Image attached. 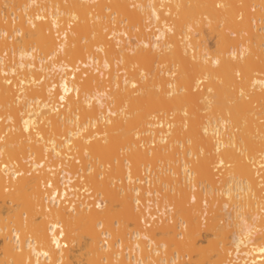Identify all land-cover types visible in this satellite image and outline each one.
<instances>
[{"label": "bare ground", "instance_id": "obj_1", "mask_svg": "<svg viewBox=\"0 0 264 264\" xmlns=\"http://www.w3.org/2000/svg\"><path fill=\"white\" fill-rule=\"evenodd\" d=\"M3 5L20 21L0 16V31L10 33L0 39V264H67L82 249L84 264H264V0H0V11ZM81 64L87 69L77 72ZM121 150L132 166L113 165ZM158 159L171 172L183 169L176 178L159 167L166 186L175 181L185 193L176 205L181 241L166 220L150 226L139 206L151 190L135 184L143 179L137 167L148 172ZM216 166L225 170L218 189L226 198L219 220L204 223L186 189L198 176L212 193ZM102 167L127 182L103 179ZM76 176L105 199L85 200ZM154 199L142 198L146 208ZM166 200L162 210H171ZM224 227L230 235L222 246L198 245ZM152 243L174 245L189 260L163 257Z\"/></svg>", "mask_w": 264, "mask_h": 264}, {"label": "rangeland", "instance_id": "obj_2", "mask_svg": "<svg viewBox=\"0 0 264 264\" xmlns=\"http://www.w3.org/2000/svg\"><path fill=\"white\" fill-rule=\"evenodd\" d=\"M6 8V6L5 5H3L2 6V8H1V11H0V16H2V17H5L4 19L5 20H7V19H13V22H16V23H18L19 21H20V18L17 16V13L19 12L18 10H17V12H16V14H12V10L11 9H9L8 8V11L5 9ZM11 10V11H10ZM35 12H38V11H35ZM40 13H42V11H40ZM47 16H49V15H47ZM27 18V17H26ZM28 26V23H26V24H24V27H27ZM55 29V28H54ZM58 30L60 29V28H57ZM58 30L55 32V35L57 36V40L58 41H61L62 39H63V37L60 35L61 33H60V31H61V29L59 30V33H58ZM67 33H69V32H67ZM195 33H196V31H195ZM25 34L26 33H24L23 31L21 32V33H18V32H14V33H11V37H8L7 38V40L8 41H10V42H12V41H14L15 40V38L16 37H18L19 39L21 38V37H24L25 36ZM66 34V33H65ZM8 35H10V33H8V32H6L5 34H3L1 31H0V39L1 38H3V37H7ZM196 35H197V37L199 38L200 37V34L197 32L196 33ZM208 33L206 34V37H207V43H208V46H210L211 47V49H213V45H214V43H215V37H212V36H210V35H208ZM205 37V38H206ZM134 38V37H133ZM132 37H131V39L132 40H134ZM197 38V39H198ZM27 39V38H26ZM128 40V39H127ZM203 40L204 39H200L199 38V40H198V42H197V44H200L201 45V47H204V45H206V44H203L202 45V43H203ZM23 42L24 41H19V43L22 45L23 44ZM30 46V45H29ZM9 49H13V47H10ZM6 53V51L4 52V54ZM114 57H115V55L113 54L112 55V58H113V61L114 62H116L117 60L116 59H114ZM211 57V56H210ZM51 59V63H49V64H54L55 63V61H53V59L52 58H50ZM54 59H57V58H54ZM80 66V69L77 71V72H81V70H83L82 68H85V69H87L86 67H84L82 64L81 65H79ZM89 68V67H88ZM90 69V68H89ZM70 71V70H69ZM82 76H84V73H82ZM202 111V110H201ZM199 111V113L198 114H202V115H204V111ZM204 112V113H203ZM170 117L171 116H169V119H170ZM195 117V116H194ZM156 118V117H155ZM152 119L153 121H158V120H161L162 118L159 116V118L157 117V119ZM161 118V119H160ZM172 118V117H171ZM204 118H206V117H204ZM196 119L198 120V117H196L195 119H194V121L196 122ZM166 120V119H165ZM1 122V121H0ZM165 122V121H164ZM195 122H194V124H195ZM165 127V126H164ZM164 127H160V128H164ZM62 129H64V125L62 126ZM134 131V130H133ZM133 133V132H132ZM146 134L148 135V134H151V137L152 136H154V135H152V133H148V132H146ZM146 134H144V136H146ZM100 138V137H99ZM140 139V137H136L135 136V139ZM136 139V140H137ZM148 139L150 140V138L148 137ZM145 140V142L147 141V142H149V140ZM153 139H154V137H153ZM143 141V140H142ZM147 142L144 144V146L146 145V146H152V144L151 143H149V144H147ZM155 142H156V139H155ZM140 144H141V142H140ZM174 145H177L176 147H178L179 146V148H180V145L179 144H174ZM127 149V148H126ZM126 149H124L126 152L128 151V149L126 150ZM124 150H121V154H119V158H116L115 159V161H117V159H118V161H117V163L113 160V165L114 166H118L119 165V161H120V163H122L120 166L121 167H123V168H125V167H127V165L129 164L128 163V158H129V156L127 157V158H125L124 159V161L125 160H127V162L125 161V163L123 162V159H122V157L124 156V155H126V154H128V152L125 154V151ZM177 150H178V152L177 151H174V157L175 156H177V158H180V153H179V151L181 150V148L180 149H178L177 148ZM75 151H76V149H75ZM130 151V150H129ZM176 152V153H175ZM131 153V152H130ZM177 153H178V155H177ZM122 154H123V156H122ZM121 155V156H120ZM182 156V155H181ZM176 159V158H175ZM192 159H193V157H192ZM159 160V161H158ZM158 160H156V161H158V162H156V165H155V168L153 167V169H158L159 170V172H160V170L161 169H163V171H165L164 169H166L169 165H167L166 167H160V166H163V165H161L160 164V162L163 164V161H161L160 159H158ZM177 161L178 162H174L176 165H181L182 163H180L182 160H180L179 161V159H177ZM123 163L126 165V163H128L126 166H122L123 165ZM78 164H80L79 162H78ZM117 164V165H116ZM137 164V165H136ZM159 164H160V166H159ZM173 164V163H172ZM27 165H29V164H27ZM133 165V163H131V164H129V166H132ZM135 165L136 166H139V165H141V164H139V161H136L135 162ZM175 165V166H176ZM142 166H145V165H141V167H137V168H141L143 171H145V172H143V171H140V173L139 174H141L142 176V181L140 182V180H139V182H138V180H137V182L138 183H135V184H139V185H141V186H143V187H145V188H147L148 190H151V194L150 195H143L145 198L148 196V197H150V198H155L154 199V201L155 202H153V205L150 207V208H146L145 206H146V203H145V201L144 200H142V198H144V197H142V196H140V200H139V206H140V208H142V209H144L145 211L147 210V212H145L146 214H145V219H148V221L150 222V226H153V225H156L158 222H160V220H166L167 222H169L170 224H173L174 225V227H175V237H176V239H177V241H181V240H183V238H184V235H183V229H184V226H185V224L183 223V218L179 215V214H177L176 213V211H177V209H176V205H179L182 201H183V199H185L184 198V192L183 193H181L180 191H178V189H177V186H176V182L174 181L173 182V184H175V185H167L166 186V183L165 182H163V179L161 180V176L163 175V176H166V174H161V172H160V176L158 177V175H157V173L155 174V172H154V170L153 169H151L152 168V165H150L151 167H150V170L152 171H150V170H148V172H147V170L145 169V167H142ZM157 166V167H156ZM173 166H174V164H173ZM177 166V167H178ZM191 166V165H190ZM135 167V166H134ZM161 169H160V168ZM103 168V167H102ZM108 168V167H107ZM145 170H144V169ZM171 168V167H170ZM172 168H174V167H172ZM168 169L167 168V171L166 172H168L167 174L168 175H171V174H173V173H175V172H177V170H178V172H179V174L181 173H183V169H182V166H179V168L178 169H176L175 170V172H171V171H173L174 169ZM2 169H3V167H2ZM37 169H41V167H38ZM42 169H45V170H53V168L52 167H48V166H46V164L45 165H43L42 166ZM41 169V170H42ZM104 170H101L100 169V171H105L104 172V174L102 175L103 177V179H105V178H108L109 177V174H110V177L112 176V178L111 179H113V181H114V183L115 184H120L122 181L123 182H125L127 179L125 178V176H126V174L124 175V178L123 179H120V181L118 180V176H116V171L115 170H111V169H113V168H111V167H109L108 169H106V167L105 168H103ZM107 171H106V170ZM110 170V171H109ZM140 170V169H139ZM158 170H157V172H158ZM181 170V171H180ZM214 170V172L216 173V178H217V180H218V182L216 183V187H215V189H212V193H210V192H205V191H209V189H211L210 188V185H208V183H207V181H204V182H202L201 180H200V178L198 177V176H195V182L193 183V184H195V186H192L191 188L190 187H188L186 190H187V192H191L193 195H192V199H191V204H194V203H198V204H200V211L202 212V218H203V222L204 223H206V222H209V221H216V220H219V218H220V214L222 213L221 211H218L217 210V208L220 206V205H222L223 203H224V199L226 198V196L224 195V194H222L221 193V191H220V189H218L219 187H220V180H221V177H222V174L225 172V170H224V167H221V166H216V168L215 169H213ZM55 171V174L57 175L58 174V172L60 171V169H55L54 170ZM81 171L84 173V170L83 169H81ZM81 171H80V173H81ZM113 172V171H115L116 173L113 175V174H111L110 172ZM162 171V170H161ZM106 172H107V174H106ZM150 172H151V176L149 175L150 174ZM171 172V173H170ZM87 173V172H86ZM106 174V175H105ZM179 174H173V176L171 175V177H179L180 178V176H181V174H180V176H179ZM87 175V174H86ZM107 175H108V177H107ZM155 175V177H153ZM157 175V176H156ZM114 176H115V178H114ZM146 176H150L149 178L151 179V182H150V180H148V183L147 182H144L145 180H144V178L146 177ZM184 176V173H183V175L181 176V177H183ZM259 176H260V172H259ZM135 177H137V176H135ZM83 177H78V176H76L75 177V179H74V183H76L77 184V186L78 187H81V186H86L87 187V191H84V192H82V195H84V197H85V200H87L88 199V201H91V202H96V200L97 199H105V197H102V194L101 195H99L98 194V192H95V190L93 189V187H90V185H85V183H84V180L82 179ZM134 178V177H133ZM178 178V179H179ZM199 178V179H198ZM99 179L100 180H103V179H101L100 178V176H99ZM109 179V178H108ZM144 180V181H143ZM155 180V181H154ZM85 182L87 183V180H85ZM127 182V181H126ZM134 182V181H133ZM132 182V183H133ZM188 183H189V181H187ZM88 184V183H87ZM6 188H8L9 190L11 189V187L9 186V184L8 183H6ZM47 188H52V186H48ZM157 192H156V191ZM155 191V192H154ZM162 195H166V198L162 201V202H160V199L162 198ZM139 197V196H138ZM169 197H171L172 198V200H173V203L171 204V210H169V208H167V207H169V206H167L166 208L167 209H163L162 210V205H166L167 203H164V201L166 200V199H168ZM166 201H168V200H166ZM165 201V202H166ZM60 202L63 204V205H65V206H69L70 205V203H69V201H68V198H60ZM169 204V203H168ZM119 206V205H118ZM117 206V207H118ZM120 208H121V206H119ZM118 210H120L119 208H117ZM176 209V210H175ZM175 210V211H174ZM160 211V212H159ZM161 211H163V213H161ZM4 216H6V215H4ZM47 219V217H44V218H39L38 220H37V223H41L42 221H44V220H46ZM147 221V222H148ZM114 225H116V224H113V226ZM147 225V224H146ZM118 226V225H117ZM116 226V227H117ZM115 227V228H116ZM119 227H120V225H119ZM130 227V226H129ZM128 227V228H129ZM57 229H59V227L57 228ZM116 229H121V228H116ZM231 229V228H230ZM99 230H102L101 232L102 233H104V232H106V228L104 227L103 228V225H102V227L101 228H99ZM129 230H131V232H132V226L130 227V229ZM228 230H229V228H227V227H224V229L222 228V231H220V234H219V236L218 237H215V236H213V235H211V234H206V233H204L200 238H199V240H198V245L199 246H202V247H209V241L210 240H212V239H215V240H217V241H219V245L220 246H222V244H224V241L225 240H229V235H230V230H229V233H228ZM131 232H129L128 233V231H127V235H126V237L128 238H131V241L133 242V241H135V239H137V238H134V234H130ZM105 234V233H104ZM102 235V237H103V242L104 241H107V240H110V241H112V237H111V235H110V237H107V236H105V235H103V234H101ZM61 239L62 240H64V241H66V239H65V237L63 236V237H61ZM118 239V238H117ZM141 239L143 240V241H145V243H147L148 242V238L147 237H144V236H142L141 237ZM109 241V242H110ZM117 241V243H116V245H118V240H116ZM257 242H260V240H257ZM106 243V242H105ZM153 247H159L160 248V246L159 245H155L154 243H152L151 244ZM150 245V246H151ZM151 246V247H152ZM62 247H65V246H62ZM125 245H118V247H116V248H119L120 250H122L123 249V252L125 253L127 250L125 249ZM128 249V248H127ZM160 252H159V254L161 255V256H163V257H173V256H176V261H178V260H181V259H184V260H189V255L185 252V253H181L179 250H177L175 247H174V245H172V246H169V245H165V247H163V248H160ZM83 249L82 250H80V251H78V252H76L75 253V257H73V258H71L68 262H67V264H84L85 262H84V258H83V256H82V253H83ZM128 251H130L129 249H128ZM231 255V254H230ZM230 255H228L227 256V259H226V262L228 263L229 262V260H230ZM132 260V259H131ZM145 262H151V260H149V259H147Z\"/></svg>", "mask_w": 264, "mask_h": 264}]
</instances>
